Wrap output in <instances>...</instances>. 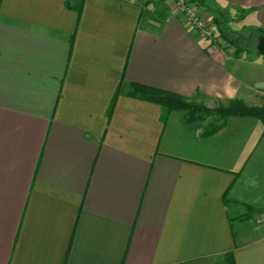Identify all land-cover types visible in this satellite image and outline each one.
Segmentation results:
<instances>
[{"label":"crops","instance_id":"crops-1","mask_svg":"<svg viewBox=\"0 0 264 264\" xmlns=\"http://www.w3.org/2000/svg\"><path fill=\"white\" fill-rule=\"evenodd\" d=\"M209 6L264 36V0ZM219 43L171 0H0V264H264L260 122L127 95L263 107L264 56Z\"/></svg>","mask_w":264,"mask_h":264},{"label":"trees","instance_id":"trees-1","mask_svg":"<svg viewBox=\"0 0 264 264\" xmlns=\"http://www.w3.org/2000/svg\"><path fill=\"white\" fill-rule=\"evenodd\" d=\"M192 1L199 7L210 12L211 8L209 4L211 0ZM213 22L216 24L219 33V40L221 43L231 46L235 50L234 54L249 50L245 35L239 31L226 27L222 22L215 18ZM127 95L132 98L154 103L167 112H181L184 116V121L187 124L195 121H203L205 118L213 116L219 121V123H210L206 134H213L218 131L223 123L230 117H248L257 119L260 122L264 133V106L250 107L240 100H230L225 106L220 105L216 108H207L201 104L187 101L177 94L134 83L128 85ZM260 211L261 210H254L251 208L248 209L250 214L259 213ZM221 264H235L233 255L231 253H226L222 257Z\"/></svg>","mask_w":264,"mask_h":264},{"label":"built area","instance_id":"built-area-1","mask_svg":"<svg viewBox=\"0 0 264 264\" xmlns=\"http://www.w3.org/2000/svg\"><path fill=\"white\" fill-rule=\"evenodd\" d=\"M171 6L175 14L182 15L187 28L196 31L198 37L208 41L214 50H220L218 30L203 8L192 0H171ZM258 220L264 222V210L258 214Z\"/></svg>","mask_w":264,"mask_h":264},{"label":"rangeland","instance_id":"rangeland-1","mask_svg":"<svg viewBox=\"0 0 264 264\" xmlns=\"http://www.w3.org/2000/svg\"><path fill=\"white\" fill-rule=\"evenodd\" d=\"M247 38V47L250 51L258 53V39L256 37L246 36Z\"/></svg>","mask_w":264,"mask_h":264},{"label":"water","instance_id":"water-1","mask_svg":"<svg viewBox=\"0 0 264 264\" xmlns=\"http://www.w3.org/2000/svg\"><path fill=\"white\" fill-rule=\"evenodd\" d=\"M257 50L259 54L264 56V36L261 37L260 40L258 41Z\"/></svg>","mask_w":264,"mask_h":264}]
</instances>
